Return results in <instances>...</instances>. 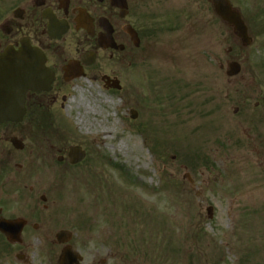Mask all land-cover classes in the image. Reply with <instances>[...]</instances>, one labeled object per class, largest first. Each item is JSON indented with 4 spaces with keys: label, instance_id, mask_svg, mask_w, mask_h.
<instances>
[{
    "label": "rangeland",
    "instance_id": "1",
    "mask_svg": "<svg viewBox=\"0 0 264 264\" xmlns=\"http://www.w3.org/2000/svg\"><path fill=\"white\" fill-rule=\"evenodd\" d=\"M230 2L250 45L206 0H175L179 27L192 32L156 37L126 92L104 86L101 60L95 77L65 86L66 100L48 102V131L33 130L29 167L60 199L50 207L57 220L42 227L44 238L0 240V264H61L59 230L72 233L81 264H264V0ZM185 39L165 58L164 44ZM230 60L241 63L233 77ZM106 95L115 104L100 101ZM101 127L112 138L98 140ZM118 140H136L140 153L117 150ZM72 146L85 158L58 162Z\"/></svg>",
    "mask_w": 264,
    "mask_h": 264
},
{
    "label": "flooded vegetation",
    "instance_id": "2",
    "mask_svg": "<svg viewBox=\"0 0 264 264\" xmlns=\"http://www.w3.org/2000/svg\"><path fill=\"white\" fill-rule=\"evenodd\" d=\"M174 1L0 0V53L18 52L29 45L44 56L54 78L48 91L24 94L20 121L0 123V223H13L18 241L10 242L1 231L0 240L22 244L31 236L44 238L47 232L42 227L57 220L56 210L50 207L58 200L29 167L33 130L45 133L34 123L48 111V102L59 94L61 101L66 100L65 86L90 71L95 77L92 71L101 60H106L99 67L104 86L126 92L128 72L135 68L141 74L145 71L147 50L156 37L166 32H192L179 27ZM185 42L187 39L164 44L162 51L170 53L165 58L169 60L171 51L179 45L183 48ZM174 58L182 69L183 57L176 53ZM108 62L119 72L105 73ZM60 153L57 161L66 163L67 151L61 149Z\"/></svg>",
    "mask_w": 264,
    "mask_h": 264
},
{
    "label": "water",
    "instance_id": "3",
    "mask_svg": "<svg viewBox=\"0 0 264 264\" xmlns=\"http://www.w3.org/2000/svg\"><path fill=\"white\" fill-rule=\"evenodd\" d=\"M215 14L226 24L233 28L244 45L251 43L247 28L240 13L231 6L229 0H208ZM240 71V64L236 61L227 63V76H234ZM79 75V74H77ZM52 81L51 71L44 65V57L29 45L19 52L6 51L0 54V123L3 121H18L23 114L24 93L28 90H48ZM236 111V110H235ZM135 113L132 114L134 118ZM77 153H69L72 163L83 158L84 153L78 148L73 149ZM74 152V151H73ZM211 211V208H208ZM14 227L8 225L10 239L16 238ZM10 233V234H11ZM70 237L69 232L60 231L57 234L59 241H66ZM63 264H78L79 255L73 253L69 246L63 248Z\"/></svg>",
    "mask_w": 264,
    "mask_h": 264
},
{
    "label": "bare ground",
    "instance_id": "4",
    "mask_svg": "<svg viewBox=\"0 0 264 264\" xmlns=\"http://www.w3.org/2000/svg\"><path fill=\"white\" fill-rule=\"evenodd\" d=\"M100 101L107 102L110 105L115 104L114 99L111 96H108V95L104 96V98L102 100H100ZM99 133H101V136L98 138V140L100 139L101 142H102L103 139L112 138L111 137V133L108 132V128L107 127H101ZM113 147H115L119 151H122V152L126 153L127 155L135 153V152H137L138 154L140 153L139 152V148L137 146L136 140H133L130 143L129 142H125L123 140H121V141L118 140L116 142V145L113 146Z\"/></svg>",
    "mask_w": 264,
    "mask_h": 264
}]
</instances>
